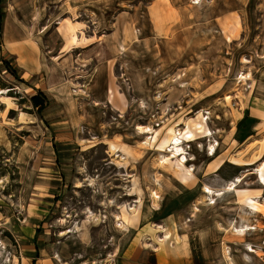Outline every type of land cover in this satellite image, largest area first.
I'll list each match as a JSON object with an SVG mask.
<instances>
[{"label": "rangeland", "instance_id": "rangeland-1", "mask_svg": "<svg viewBox=\"0 0 264 264\" xmlns=\"http://www.w3.org/2000/svg\"><path fill=\"white\" fill-rule=\"evenodd\" d=\"M194 1L0 0V264L35 230L54 264H119L133 245L153 264L168 215L208 264H264V0ZM173 138L183 169L159 160Z\"/></svg>", "mask_w": 264, "mask_h": 264}, {"label": "crops", "instance_id": "crops-1", "mask_svg": "<svg viewBox=\"0 0 264 264\" xmlns=\"http://www.w3.org/2000/svg\"><path fill=\"white\" fill-rule=\"evenodd\" d=\"M197 2H198V0L194 1L193 3H197ZM0 7H1V3H0ZM77 33H79V32H76V34L74 33L71 36V41L75 44H77V42L79 40ZM247 76L249 77V74H247ZM36 86L32 85L31 88H35L36 90L39 89L44 93V91L41 89V87H38V86L36 87ZM109 92H111V91H109ZM32 95H34V94H32ZM263 112H264V110H263ZM183 120H184V118L182 119V121ZM110 148L116 149V147L113 143H110ZM221 164H222V162L220 163L218 168L215 169L214 171H217L221 167ZM190 173L192 174V176L187 174L184 177V175H181L182 180H184L186 183H188V181H191L194 178L193 171H191ZM233 180L227 181L224 184V188H222V189H213V188L212 189L217 194V192L224 190L225 187L228 184H230ZM204 186H208V185L205 184ZM204 186H203V192H204ZM153 191H155V190H152V193H154ZM156 192H159V191L156 190ZM153 203L155 204V200H153ZM124 216H125V214H124ZM124 216H123V218H124ZM137 217H138V209L135 207L133 210H131L130 213H128V216L126 214L125 218H127V219L122 221L121 227H125L128 225H131V227H133L132 225L136 221ZM242 224L247 225L246 222H243ZM133 228H135V227H133ZM162 228H164V229L156 232L157 236L160 240L159 243L157 241H155V239L152 240L150 238V240H148L152 244V247H151L152 249L151 250L149 249L150 250L149 254L152 255L154 258L153 264H208L206 261L205 254L203 255V251H205V250L202 249V252H201L202 256L201 257H198L194 254L193 247L191 245L190 235L188 232H186L184 230V228H183V226H181V224H179L178 226L176 225L175 215H168L162 223ZM239 229H241V228H239ZM234 231H236V230H234ZM244 233H246V232H244ZM244 233H239V234H244ZM31 240H32L33 250L31 252H29V254H25V255L21 254L20 264H54L53 262H51L52 260H50V258L47 257L45 246H43V243H40L39 238L37 237L36 230H35V233H33V235L31 236ZM148 241H147V243H148ZM130 249H131V252H130ZM146 250H148L147 247H139L137 245H135V246L133 245V248H129L127 250L130 252V256L129 255L127 256L125 254L124 257H121L119 264H146V262H143V261L138 262L137 260H133L131 258V257H133V255L135 253L138 254L140 251L143 252ZM225 253H226L225 254L226 259L228 260L229 264H233L231 261V258L228 256L229 254L227 253V251ZM245 257H246V255H245ZM63 264H67V263H63Z\"/></svg>", "mask_w": 264, "mask_h": 264}, {"label": "bare ground", "instance_id": "bare-ground-1", "mask_svg": "<svg viewBox=\"0 0 264 264\" xmlns=\"http://www.w3.org/2000/svg\"><path fill=\"white\" fill-rule=\"evenodd\" d=\"M245 78L247 79V76L246 77L245 76L241 77V79H245ZM241 82H242V80H241ZM137 131H138V133H146L147 134L146 135L145 144H148V142H150V140L152 139L151 135L154 133V130L152 128H150V127H142V126H139L137 128ZM179 136H180V134H179ZM170 147H171L170 150L167 151L168 155H161L159 157L160 162H165V161H167L170 158H175V159L178 160V163L180 165L179 169H182V167H185V165H186L185 162L187 161V154L185 153V150L182 147V141L179 138H173L171 140ZM208 150L214 152L215 151V147L213 145H211V146H209ZM240 182H241V179L234 180L232 183L228 184L227 188H225L223 191L217 192L218 196L223 194L225 191L235 189L236 184L240 183ZM153 192H154L153 193V198H154L155 202L158 203L160 195L158 194V192H155V191H153ZM204 193H205L206 196L209 197V199H213V197L215 196V192L212 189H210L208 186L204 187ZM119 226L121 227V223H119ZM247 229H248L247 227L246 228H241V229H236L235 232L244 233V232L248 231ZM249 250L251 251V249H249Z\"/></svg>", "mask_w": 264, "mask_h": 264}, {"label": "trees", "instance_id": "trees-1", "mask_svg": "<svg viewBox=\"0 0 264 264\" xmlns=\"http://www.w3.org/2000/svg\"><path fill=\"white\" fill-rule=\"evenodd\" d=\"M8 68H10V67L8 66ZM12 72H14V71H12ZM30 102H31V104L34 107L37 108L38 112H40L44 107L47 106V98H46V95L41 90H39V89H37L36 94H34V95H32L30 97Z\"/></svg>", "mask_w": 264, "mask_h": 264}]
</instances>
